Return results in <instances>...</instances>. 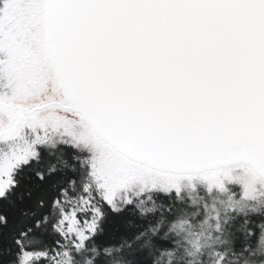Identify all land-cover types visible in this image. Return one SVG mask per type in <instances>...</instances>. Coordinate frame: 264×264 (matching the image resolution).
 <instances>
[{
    "label": "snow or ice",
    "instance_id": "1",
    "mask_svg": "<svg viewBox=\"0 0 264 264\" xmlns=\"http://www.w3.org/2000/svg\"><path fill=\"white\" fill-rule=\"evenodd\" d=\"M0 264H264V0H0Z\"/></svg>",
    "mask_w": 264,
    "mask_h": 264
}]
</instances>
